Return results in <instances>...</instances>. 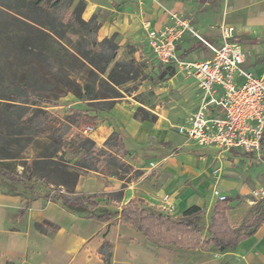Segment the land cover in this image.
Segmentation results:
<instances>
[{
  "label": "trees",
  "instance_id": "trees-1",
  "mask_svg": "<svg viewBox=\"0 0 264 264\" xmlns=\"http://www.w3.org/2000/svg\"><path fill=\"white\" fill-rule=\"evenodd\" d=\"M85 7L84 0H0V157L18 158L12 153V145H18L23 136L29 141L44 134L46 138L36 157L20 163V175L0 167V175L8 183L25 188L24 197L9 193L20 196L24 203L18 217L23 216L31 201L40 198L84 219L127 224L157 247L202 252L235 249L263 224V206H253L250 217L235 227L228 217V201L217 200L211 207L206 238L201 235L203 211L198 206L186 208L180 216L150 207L141 198L130 199L117 210L99 207L103 198L121 200L129 182L124 181L131 172L125 159V143L118 134L111 133L97 148L91 139L73 129L88 116L87 111L70 109L63 122L52 124L36 96L42 77L49 74L95 112L111 109L122 97L120 87L144 79L132 48L118 58L116 34L97 39L101 25L95 15L83 19ZM173 76V67H166L159 79ZM133 117L156 120L154 114L140 107ZM81 172L115 176L122 181V188L110 193H78L75 188ZM35 183L47 192L35 188ZM34 228L50 235L56 226L43 221ZM112 250L113 243L106 240L98 248L104 264H111Z\"/></svg>",
  "mask_w": 264,
  "mask_h": 264
},
{
  "label": "rangeland",
  "instance_id": "rangeland-1",
  "mask_svg": "<svg viewBox=\"0 0 264 264\" xmlns=\"http://www.w3.org/2000/svg\"><path fill=\"white\" fill-rule=\"evenodd\" d=\"M91 1L99 2L96 11L98 22L105 24L110 21L114 22L111 25L117 29L118 58L127 52L129 47L139 52L138 45L133 41L134 37L125 34L128 26L126 27L124 24V18L126 15L128 17L139 16L144 9L148 11L156 9L155 2L152 0ZM220 2L222 0L214 1L211 8L213 12L218 10ZM182 3L180 5L184 7ZM182 11L176 13L180 14L189 25L194 26L195 10L191 14L185 10ZM234 41L246 52L247 60L242 65L243 70L250 72L254 77L264 78V36L258 38L253 33L247 37L235 36ZM250 42L257 44L258 51L251 53L244 48V45ZM185 46L184 44L183 47ZM201 52L204 55H210L208 51L204 50L191 51L189 58L204 57L200 54ZM133 55L135 62L141 65L144 79L120 87L122 97L111 109L92 112L91 108L74 98L49 74L42 77L36 90V96L43 102L39 107L48 113V119L52 124L63 122L70 109L84 110L87 111L88 116L73 127L75 131L83 135L81 125L93 127V133L88 134L87 137L96 144L97 148L103 146V141L111 133L118 134L125 142L127 151L125 159L131 165V172L125 176L124 181L129 182L126 183L121 200L112 202L103 198L99 200V207L117 210L130 198H141L150 207L156 206L162 212L180 216L184 209L198 205L203 211L201 235L206 238L212 212L211 205L217 200L212 195V188L218 184L222 186V190L230 189L226 194L230 201L229 219L235 227H240L241 223L252 214L253 206H263L264 208V201L252 203L248 195L242 197L237 195L239 190L248 191L254 186L264 188V148H261L260 153L252 160L245 161L243 158L231 154L204 150L184 140L177 134V128L179 117L190 102V96H188L190 79L183 75L179 68L173 67L174 76L160 81L159 74L166 67L160 66L156 60L150 58H137L135 52ZM182 57L180 58L183 59ZM29 107L30 109L34 108L33 106ZM116 107L119 108V116L111 113ZM138 107L154 114L156 120L142 122L139 118L134 119L133 115ZM28 138V136H23L22 139H19L18 145H12V153H17L19 159L4 160L0 157V167L3 171L8 172L10 169L20 175L22 172L20 163L23 160L30 161L37 156L42 144L45 143V134L32 141H29ZM151 158L155 160L156 165L152 171L139 167L140 163ZM213 171H217V175H213ZM52 186L54 185H50L51 189ZM34 187L43 193L47 192L40 187L39 183H35ZM121 188L122 181H119L115 176L107 177L98 173L81 172V178L75 191L95 194V192L119 191ZM183 188L187 190L184 193L187 200L182 204H177L173 201V194ZM24 190L25 188L20 186L11 185L0 175L1 192L6 194L16 192L24 197L26 196ZM167 195L169 198L167 202H164L163 196ZM123 228L132 227L124 226L114 220L109 224L102 225V233H105L110 241H114L112 232ZM127 242L133 244L135 237L129 236ZM155 251L163 257L162 262L156 261L155 264H172L171 261L167 262V258H171L174 261L173 264H233L236 248L233 250L212 249L202 252L199 250L177 251L170 247H158ZM127 258L132 259L129 252L125 257V263L133 264V261Z\"/></svg>",
  "mask_w": 264,
  "mask_h": 264
},
{
  "label": "crops",
  "instance_id": "crops-1",
  "mask_svg": "<svg viewBox=\"0 0 264 264\" xmlns=\"http://www.w3.org/2000/svg\"><path fill=\"white\" fill-rule=\"evenodd\" d=\"M84 1L86 7L82 13V17L87 21L93 15L96 16L97 4L99 2L97 3L95 1L94 3L91 0ZM152 1L155 2L156 9L149 11L144 9L139 16L132 15L128 17L126 15L124 18V24L126 27L128 26L125 33L126 36L134 37L133 41L139 47V52L137 50L135 51L137 58L142 57L155 60L154 56L147 50L146 32L143 24L148 22L151 29L161 30V28L172 25L171 14H176L185 20L180 14L178 15L176 13H181L183 12L182 10L190 14L195 10L193 28L203 38L205 37L215 45L220 42L219 36L222 26L229 25V27L234 28L236 30V37H247L253 33L258 38L264 36V0H222L216 12L211 10L215 0H212V3L207 2V0ZM181 3L184 7L180 5ZM113 23V21L106 24L100 23L101 26L97 33V39L99 41L104 39V37H110L114 34L117 36L116 27L111 25ZM184 44L186 45L185 47H183ZM256 47L257 44L252 42L244 45V48L251 53L258 51ZM240 49L244 52L241 46ZM200 50L207 51L195 39L185 34L177 43L176 53L180 57L183 56L182 58L185 61H200L210 56L204 55L201 52L200 54L204 57L189 58V52H199ZM244 54L246 57V52ZM246 60L247 58L244 64ZM189 84L188 96H190V102L185 106L183 113L179 117L178 125L183 122L197 104L196 85L193 79H190ZM118 111L119 108L116 107L111 113L118 115ZM181 137L186 140L183 136ZM188 142L197 146L196 143ZM261 148H264V138L261 142ZM202 149L219 153L212 147ZM223 153L241 157L245 161H250L256 156L253 152L244 153L239 150L224 151ZM152 162L154 165L150 167L149 164ZM139 165L141 169L144 168L150 171L156 166L155 160L152 158ZM260 187L262 186H254L253 188ZM221 188L222 186L217 184L212 190L217 189L220 195L223 196L230 190L227 188L222 190ZM253 188L248 191L239 190L237 195L241 197L248 195L250 198L249 193ZM186 191V188H183L181 191L175 192L173 194V201L177 204L185 202L187 200V197L184 195ZM21 200L20 196L12 194L6 195L0 191V264H104L97 252L104 240L113 243L111 264H126L125 257L127 252L132 256V259H127L133 261V264H155L156 261H163V257L155 251L158 247L146 241L143 235L138 233L134 227L113 231L114 241H110L105 233H102V225L104 223L97 220L78 218L76 215L66 213L59 205L45 202L40 198L31 201L30 207L24 212L23 216L18 217L19 211L24 207V203ZM226 201L230 203L228 198ZM43 221L50 223L52 226H56L52 234L48 235L34 228V224H39ZM129 236L135 237L133 244H128L127 240ZM233 258L235 259L233 264H264V222L251 237L240 242L236 247ZM168 261H171L172 264L174 263L171 258H167Z\"/></svg>",
  "mask_w": 264,
  "mask_h": 264
},
{
  "label": "built area",
  "instance_id": "built-area-1",
  "mask_svg": "<svg viewBox=\"0 0 264 264\" xmlns=\"http://www.w3.org/2000/svg\"><path fill=\"white\" fill-rule=\"evenodd\" d=\"M172 25L151 29L143 24L147 50L160 66L179 68L196 85L197 104L177 128V134L200 148H215L219 153L239 150L260 153L264 134V78L243 70L245 54L234 41V28H220V42L215 45L196 32L193 26L176 14ZM188 34L210 53L205 60L185 61L176 53L177 43ZM88 135L94 128L81 126ZM153 162L149 164L152 167ZM217 175V171L212 172ZM212 195L220 202L227 200L217 189ZM252 203L264 201V188L249 193ZM168 196L163 197L167 202Z\"/></svg>",
  "mask_w": 264,
  "mask_h": 264
}]
</instances>
